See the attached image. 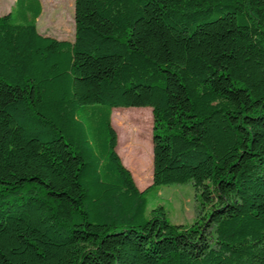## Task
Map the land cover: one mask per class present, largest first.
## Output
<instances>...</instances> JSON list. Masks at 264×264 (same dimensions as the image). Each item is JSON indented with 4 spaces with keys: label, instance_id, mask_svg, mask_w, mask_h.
Listing matches in <instances>:
<instances>
[{
    "label": "trees",
    "instance_id": "obj_1",
    "mask_svg": "<svg viewBox=\"0 0 264 264\" xmlns=\"http://www.w3.org/2000/svg\"><path fill=\"white\" fill-rule=\"evenodd\" d=\"M47 1L69 31L73 0ZM40 13L0 16V264H264V0H74L73 40ZM146 106L140 190L121 159L146 173V145L120 120V159L111 112ZM188 181L200 220L147 213Z\"/></svg>",
    "mask_w": 264,
    "mask_h": 264
},
{
    "label": "rangeland",
    "instance_id": "obj_2",
    "mask_svg": "<svg viewBox=\"0 0 264 264\" xmlns=\"http://www.w3.org/2000/svg\"><path fill=\"white\" fill-rule=\"evenodd\" d=\"M15 0H0V16L6 14L13 6ZM41 13L36 21V28L40 34L51 36L57 39L73 40L74 36V0L73 10L70 8L69 31H65L64 26L59 24L58 16L50 17L52 11L47 6V0H39ZM59 1V0H56ZM46 9V13L43 11ZM57 11V10H56ZM40 19V20H39ZM50 19V20H49ZM120 120H126L134 127V134L145 143L147 148L146 161L149 162V171L141 173L139 168L121 159L126 151L124 143L126 136L123 133V126L118 125ZM153 117L151 108L146 107H113L111 112V124L116 132V151L123 165L131 172L138 189L142 190L151 183V136ZM154 189H150L145 194L148 198L147 213H150L157 205H162L166 211L167 218L173 224L191 225L196 219L200 220V215L205 216L207 207L202 205L200 192L196 190L191 181L185 183H172L158 187L157 194H153ZM153 194V195H152ZM202 221V220H201Z\"/></svg>",
    "mask_w": 264,
    "mask_h": 264
}]
</instances>
